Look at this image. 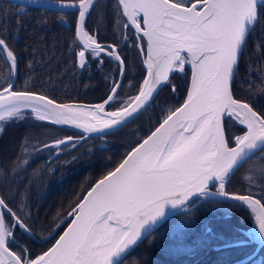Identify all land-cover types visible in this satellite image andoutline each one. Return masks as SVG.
<instances>
[{
    "label": "snow or ice",
    "instance_id": "obj_1",
    "mask_svg": "<svg viewBox=\"0 0 264 264\" xmlns=\"http://www.w3.org/2000/svg\"><path fill=\"white\" fill-rule=\"evenodd\" d=\"M96 3L98 0H74L60 7L78 12L73 43L80 45L75 52L80 68L89 66L88 57L99 62L97 67L103 65V56L117 62L121 80L111 81L113 86L102 103L61 104L27 87L18 89L14 82L18 58L0 38V59L6 54L11 73L7 86L0 84V134L8 122L20 123L30 116L51 125L73 126L84 134L76 140L58 138L31 146L25 138L22 155L12 170L26 165L29 153L38 155L50 149L59 155L62 146L75 147L88 135L103 138L125 126L147 108L161 86L171 83L170 74L184 73L186 65L191 67L187 96L182 105L167 111L159 126L114 170L91 187L68 213L74 218L64 233L34 258L15 236L17 227L31 235L27 220L0 196V264H121L129 249L165 221L170 210L187 211L201 201L222 204L231 200L234 207L251 209L256 230L246 233L248 241L233 243L264 244V163H256L253 175L243 177L249 184L243 193L227 190L235 172L257 152L261 153L258 161H264V109L234 98L232 89L249 35L256 32L258 24L264 35V0H115L117 31L121 25L126 30L124 41L130 26L137 34L135 46L142 56L143 41H147L145 75L135 94L126 98L118 91L127 68L117 46L102 45L86 30V18ZM258 94L264 96V85ZM113 103L116 108L107 110ZM229 119L243 126L242 133L232 138L231 147ZM257 181L258 192L251 187ZM212 186L215 191H209ZM25 199L22 193L21 203ZM194 224V220L179 223L177 230ZM13 245L18 250H12Z\"/></svg>",
    "mask_w": 264,
    "mask_h": 264
},
{
    "label": "trees",
    "instance_id": "obj_2",
    "mask_svg": "<svg viewBox=\"0 0 264 264\" xmlns=\"http://www.w3.org/2000/svg\"><path fill=\"white\" fill-rule=\"evenodd\" d=\"M21 8L23 12H20ZM115 10V0H98L86 18V30L95 34L98 42L117 46L127 68L118 91L121 98H126L135 94L145 75L146 47L143 41L142 56L140 48L135 46L137 34L130 27L127 29L128 39L124 41L126 30L121 25L117 31ZM76 18L77 12L74 11H54L0 0V38L6 40L18 58L15 78L18 89L27 87L58 103L92 104L106 99L113 86L111 81L117 80L119 75L115 67L117 62L103 56V65L97 67L99 62L88 57L89 66L78 69L75 52L80 46L73 43ZM259 29L258 24L256 32L248 37L232 89L234 98L251 101L254 107L264 109V96L258 94L264 85V35ZM248 66H251L250 72ZM190 74L187 65L184 73H171V83L159 89L147 108L111 134L103 138L87 136L75 147L62 146L59 155L50 149L38 155L29 153V162L16 171L12 170L13 165L22 155L25 138L31 146L66 136H74L76 140L84 134L37 121L31 116L20 123L6 124L0 134V196L27 220L33 236H28L19 227L15 229V236L19 245L30 250L33 258L55 241L68 220L62 225L58 223L91 185L114 169L127 152L156 127L169 109L180 104L186 95ZM10 76L5 54V58L0 59V84L7 86ZM172 85L176 87L175 92ZM116 106L113 103L106 107L114 110ZM227 128L231 146L232 138L242 133L243 126L229 119ZM260 155L257 152L256 157L235 172L227 185L229 192L243 193L249 187L243 177L253 175L251 169L256 163H264L258 161ZM258 184L259 181L251 185L253 191L258 192ZM22 193L26 196L23 203ZM233 205L234 202L228 201L222 204L202 201L189 206L187 211L174 213L126 253L121 264H231L246 257L255 249L256 241L221 247L232 241H248L246 233L256 226L255 216L249 209ZM6 219L11 223L10 218ZM193 220L192 227L177 230L179 223ZM12 250L18 249L13 245ZM235 264H264V244L253 257Z\"/></svg>",
    "mask_w": 264,
    "mask_h": 264
},
{
    "label": "water",
    "instance_id": "obj_3",
    "mask_svg": "<svg viewBox=\"0 0 264 264\" xmlns=\"http://www.w3.org/2000/svg\"><path fill=\"white\" fill-rule=\"evenodd\" d=\"M10 1H12V2H14V3H17V4H20V5H24V6H33V7H38V8H44V9H50V10H54V11H61V12H66V11H74L73 9H70V8H62V7H60V4H62V3H69V2H74V1H55V0H37V3H35V4H28L27 3V0H10ZM77 17H78V12H77ZM141 23H142V15H141ZM126 19V18H125ZM131 27V26H130ZM132 30L135 32V30L132 28ZM136 33V32H135ZM144 42H145V47H146V52H145V58H146V54H147V41H146V39L144 40ZM102 45H107L108 43H101ZM79 45V44H78ZM80 46V45H79ZM78 65V64H77ZM190 67V66H189ZM78 68L79 69H81L79 66H78ZM190 71H191V67H190ZM118 80H121V76H120V73H119V78H118ZM190 80H191V74H190ZM15 82V81H14ZM189 85H190V81H189ZM162 87V86H161ZM160 87V88H161ZM189 87V86H188ZM187 91H188V89H187ZM38 94V93H37ZM186 96H187V92H186V95H185V97H184V99L180 102V104L178 105V106H176L175 108H177V107H179L180 105H182L183 104V102H184V100H185V98H186ZM107 98V97H106ZM153 100V99H152ZM151 100V101H152ZM103 101H101V102H99V103H102ZM58 103V102H57ZM61 104H74V105H81V106H89V105H95V104H98V103H92V104H88V103H80V102H69V103H61ZM175 108L173 109V111L175 110ZM109 111H111V110H109ZM138 115V114H137ZM136 116V115H135ZM134 116V117H135ZM131 120V119H130ZM160 123V122H159ZM159 123L156 125V127H158L159 126ZM57 126V125H56ZM240 126H242V125H240ZM60 127H63V128H66V129H70V130H75V131H78V132H80V133H82V130H80V129H76L75 127H73V126H68V125H61ZM155 127V128H156ZM155 128L154 129H152L146 136H144L134 147H136L139 143H141L144 139H146L147 138V136L148 135H150L151 134V132L152 131H154L155 130ZM83 134V133H82ZM88 136H98L97 134H91V135H88ZM68 137H70V136H68ZM64 138H66V137H64ZM63 139V138H62ZM230 146V145H229ZM231 146H234V143H233V145H231ZM230 146V147H231ZM134 147H132V148H134ZM131 148V149H132ZM131 149L128 151V152H130L131 151ZM127 152V153H128ZM127 155V154H126ZM125 155V156H126ZM125 156H124V158H125ZM123 158V159H124ZM122 159V160H123ZM121 160V161H122ZM120 161V162H121ZM119 162V163H120ZM118 166V165H117ZM116 166V167H117ZM115 167V168H116ZM114 168V169H115ZM114 169H112V170H114ZM111 170V171H112ZM107 174V173H106ZM106 174H104V175H106ZM103 175V176H104ZM103 176L102 177H100L99 179H97L92 185H91V187L92 186H94L95 184H96V182L98 181V180H100V179H102L103 178ZM91 187L84 193V195H86L87 194V192L91 189ZM209 191H215V189H211V187H210V189H209ZM83 195V196H84ZM83 199V197L80 199V200H82ZM205 199H212V198H205ZM225 201H228V202H232L231 200H225ZM80 202V201H79ZM78 202V203H79ZM202 202V201H201ZM200 203V202H199ZM198 203H196L195 205H197ZM193 207V206H192ZM188 209H190V207L188 208ZM72 210V209H71ZM70 210V211H71ZM250 211H251V209H249ZM69 211V212H70ZM171 211V215H173L174 213H176V212H178V211H184V210H181V209H174V210H170ZM68 212V213H69ZM68 213L64 216V218L58 223V225H62L65 221H67L68 220V223L66 224V226L64 227V229L62 230V232L58 235V237L55 239V241L57 240V239H59V237L64 233V231L68 228V225L72 222V219L74 218V217H71V216H69L68 215ZM171 215H169L168 217H170ZM254 216H255V214H254ZM160 225V224H159ZM158 226V225H157ZM156 226V227H157ZM155 227V228H156ZM155 228H153V230L155 229ZM55 230V228L53 229V231ZM152 230V231H153ZM254 230H256V226H255V228H254ZM53 231L49 234V236L53 233ZM249 231H251V229H249L248 230V232ZM26 233V232H25ZM28 236H30V237H32L33 235H32V233H31V235H29L28 233H26ZM148 236V235H147ZM146 236V237H147ZM146 237H143L141 240H143L144 238H146ZM140 240V241H141ZM55 241L48 247V248H50L53 244H55ZM140 241H138L137 243H139ZM238 241H245V240H238ZM234 241H232V242H228V243H225V244H228L229 246H232V245H238V244H234L233 243ZM257 242V244H256V247H255V249L249 254V255H247L246 257H243V258H241L240 260H238V261H236V262H233V263H231V264H235V263H242V262H245L246 260H248V259H250L251 257H253L256 253H257V251H258V249H259V247L261 246V245H263L262 243H260L259 241H256ZM225 244H223V245H221V247H225L224 245ZM135 246V245H134ZM133 246V247H134ZM132 247V248H133ZM48 248L45 250V251H47L48 250ZM131 248V249H132ZM131 249H129V251L131 250ZM128 251V252H129ZM41 254V253H40Z\"/></svg>",
    "mask_w": 264,
    "mask_h": 264
},
{
    "label": "flooded vegetation",
    "instance_id": "obj_4",
    "mask_svg": "<svg viewBox=\"0 0 264 264\" xmlns=\"http://www.w3.org/2000/svg\"><path fill=\"white\" fill-rule=\"evenodd\" d=\"M140 20H141V18H140ZM131 28V27H130ZM132 29V28H131ZM133 31V30H132ZM134 32V31H133ZM145 43V42H144ZM109 44V43H108ZM77 67H78V65H77ZM190 68V67H189ZM79 69V68H78ZM82 69V68H81ZM81 69H79V70H81ZM118 78H119V75H118V77H117V80H118ZM99 103V102H98ZM66 137H68V136H66ZM70 137H73V138H75L74 136H70ZM64 138V137H63ZM62 139V138H61ZM211 189H215V186H212L211 187Z\"/></svg>",
    "mask_w": 264,
    "mask_h": 264
}]
</instances>
